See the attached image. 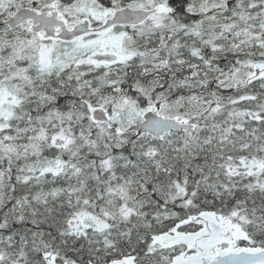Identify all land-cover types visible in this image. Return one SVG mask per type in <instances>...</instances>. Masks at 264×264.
I'll return each instance as SVG.
<instances>
[{
	"label": "snow or ice",
	"instance_id": "1",
	"mask_svg": "<svg viewBox=\"0 0 264 264\" xmlns=\"http://www.w3.org/2000/svg\"><path fill=\"white\" fill-rule=\"evenodd\" d=\"M0 264H264V0H0Z\"/></svg>",
	"mask_w": 264,
	"mask_h": 264
}]
</instances>
